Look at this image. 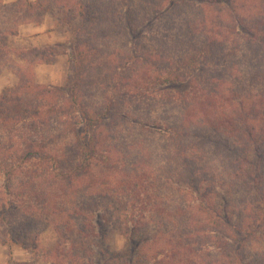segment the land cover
Listing matches in <instances>:
<instances>
[{
	"label": "rangeland",
	"instance_id": "rangeland-1",
	"mask_svg": "<svg viewBox=\"0 0 264 264\" xmlns=\"http://www.w3.org/2000/svg\"><path fill=\"white\" fill-rule=\"evenodd\" d=\"M45 1L48 3H45L44 8L37 10L29 9L22 0H0V48L3 49V53L0 54V95L10 90L18 91L20 85H24L26 88L21 90V93L26 94L21 95L27 100V104L22 105L25 107L41 104L42 97L39 96V92H35L40 87H53V96H55L57 87L66 85L68 78L74 74L73 47L81 46L83 60L80 66L83 77L80 81L82 88H79V102L97 111L105 110L104 107L108 105L109 116L122 123L118 128L122 129V132L119 134L117 148L127 162L135 161L141 154L140 145L137 144L143 136L140 132L141 125L133 120L146 121V114L151 113L156 117L171 118L167 122L171 124L177 117L183 116L184 100L191 102L188 95L191 80L206 79L210 73H215H204L199 77L202 70H194V62L186 61L191 55V50H187L189 44L179 47L178 40L185 38L178 37L185 34L179 28L180 25L173 22V18L175 15L176 18L182 16L180 3L183 0H168L169 3H163L162 0ZM186 1L194 2L196 5L200 2V0ZM176 3L178 4L174 5ZM163 4H166L164 9H170L167 22L156 25L164 18L161 17L160 20L154 21L156 24H150V21L146 23L149 17L147 13L153 12L156 7ZM225 4L227 3H219V6ZM81 11L84 12V16L80 15ZM159 11L162 12L161 9ZM186 13L190 12L186 10ZM200 19L201 17H197L195 20L196 27L203 29ZM186 33L188 34V31ZM151 34L155 35V40L162 41L151 39ZM193 38L194 46L203 45L204 36L201 33L194 35ZM225 54L222 52L219 55L221 61L219 66L216 65L215 59L210 58L212 54L209 55L210 59L205 61L212 66V69L221 70L220 75L224 76L222 80L230 81L229 84L224 85V89L249 83L251 76L259 77L261 80L260 75L264 72L263 53L261 59L257 58L251 63L244 59L243 52H238L233 57L236 69L232 77L229 74L227 76L225 68H222L224 59L229 60V67L232 59ZM44 56L52 58L53 62H45ZM202 60L204 59L201 58ZM146 69L149 72L147 77ZM176 71L180 72V75ZM162 72H165V75ZM246 73L249 75V80L246 79ZM172 74L180 79L167 81L165 78L173 76ZM164 80L166 82L162 83ZM203 86L207 85L203 84ZM155 87L160 90L159 93L158 90L154 91ZM151 88L153 91L149 94ZM261 88L264 89V86ZM234 102V107L239 109V100ZM124 116L127 118L125 119ZM46 118H49V126L53 130V125H56V122L51 120L53 114L47 115ZM56 131L57 129L53 130L55 134ZM5 132L0 126V138H5ZM167 138L169 143L171 137L167 135ZM156 143L159 145L153 143L146 148L145 136L144 141L140 143L144 154L153 150L154 161L160 164L169 163L167 168L172 166L178 168L179 164H182L181 151L176 152L172 148L166 150L163 140H158ZM234 143V140L227 141L222 137L221 143L214 149L217 151L213 154L205 153L204 159L199 157L197 159L199 164L194 165L205 164L211 171L221 166L219 171L224 170V173H228L230 165L234 162L233 149L237 148ZM184 150L190 159H196L198 156L196 154L198 150L191 145H185ZM258 160L257 157L252 159L253 162ZM252 161L248 163V167L252 166ZM247 171L252 176L246 177L245 186L253 189L255 180L264 182L262 176L254 173V168ZM225 178L227 182L225 186L223 182H215L214 185L208 186L198 180L197 184L195 183L197 187L207 188L208 197L205 196V200L209 198L208 200L212 202L209 213L201 211L199 206L204 196L202 192L190 190L188 181L184 177L178 178L168 190L161 191L167 196L165 203L161 204L164 208L163 215L154 218V213L148 210L149 219L146 218V225L138 229L133 221H128L124 215L119 216L125 213L124 204L119 202L116 203L118 210L111 209V223L100 220L102 214L106 216L111 214L102 209L94 219L90 216L85 220L82 215L72 214L68 229L47 222V216L37 213L36 224L32 227L30 235H19V241L11 240V236H14L11 221V224L10 222L4 224L5 227L2 229L4 231L0 232V264H184L185 261L179 262L171 252L172 244L176 242L173 240L181 236L182 230L185 231L182 224L184 202L190 206L195 205L193 213L201 216L198 229L204 226V230L197 232L190 228L193 237L190 240L192 251L189 252L193 258L191 262L190 259L187 262L228 264L227 256L232 247L224 245L222 233L215 230L214 224L209 219H213L216 212L225 218H231L234 223L245 221V224L250 226L254 218L263 216L264 189L259 193L253 190L249 194L231 173ZM5 182L6 177L0 175V185ZM85 191L86 189H81L79 198L77 197L81 204L79 205L81 212L88 214L91 205L110 203L107 199L90 196ZM15 205L13 202L7 204L8 209L10 207L15 209ZM66 206L72 211L71 206ZM1 210L0 206V214ZM6 215L8 222V218H12V215L9 212ZM6 230H9L10 235H7ZM254 230L255 232L252 233ZM254 230H247L250 232L249 236L245 234V240L251 242L246 243V247L241 250L244 264H256V262L264 264V227L255 226ZM2 239H8V242L3 243ZM145 240L146 253L143 251L140 255L139 250ZM229 244L232 245L231 242ZM167 245L169 246L166 247Z\"/></svg>",
	"mask_w": 264,
	"mask_h": 264
},
{
	"label": "trees",
	"instance_id": "trees-1",
	"mask_svg": "<svg viewBox=\"0 0 264 264\" xmlns=\"http://www.w3.org/2000/svg\"><path fill=\"white\" fill-rule=\"evenodd\" d=\"M22 1L29 9L37 10L44 8L45 3H48L45 0ZM162 1L169 3L168 0ZM219 3L227 4L219 6ZM180 5L182 16L176 18L175 15L173 22L180 25L179 28L185 34L178 37L185 38L178 40L179 47L189 44L187 50H191L189 59L185 60L194 62V70H202L199 77L204 73H215H210L206 79L191 80L188 93L191 102L184 100V114L180 118L177 117L175 123L169 124L167 122L171 118L156 117L151 113L146 114V121L133 120L141 125L140 132L143 135L137 143L140 145L141 154L135 161L127 162L117 148L119 134L122 132V129L118 128L122 123L109 116L108 105L104 107L105 110L97 111L79 102V88H82L80 81L83 77L80 66L83 50L79 45L73 47L74 74L68 78L66 85L57 87L55 96H53V87H40L35 92H39V96L42 97L41 104L25 107L22 105L27 104V100L22 95L26 93H21V90L26 88L24 85H20L18 91L10 90L0 95V126L6 131L5 138H0V175L6 177V182L0 185V206L3 210L0 214V232L4 231L2 230L4 224L7 225L9 222L11 224L12 221L14 236H11V240L19 241V235H30L32 227L36 224L37 213L47 216V222L68 229L72 214L82 215L85 220L90 216L94 219L102 209L110 213L112 208L118 210L117 202L125 206V213L119 216L124 215L128 221H133L138 229L146 225V218L149 219L148 210L154 213V218L163 215L164 208L161 204L165 203L167 196L161 191L168 190L173 182L182 177L188 181L190 190L202 192L204 196L199 206L201 211L208 213L212 202L208 200L209 198L205 200V196L208 197L207 188L197 187L195 183L197 184L198 181L205 183L206 186L223 182L225 186L227 183L225 177L231 173L249 194L253 190L257 193L263 191L264 182L255 180V188L252 189L245 186V179L252 176L247 170L254 168V173L262 176L264 181V89L261 88L264 86L261 84L264 83V72L260 75L261 80L259 77L251 76V81L246 73L249 83L238 84L226 90L224 85L229 84L230 81L222 80L224 76L220 75L221 70L212 69V66L205 61L210 58L215 59L216 65L219 66L221 63L219 55L222 52L226 53L225 55L232 58L230 67L229 60L224 59L222 68H225L226 75L232 77L236 69L233 57L238 52H243L244 59L251 63L257 58L261 59L262 53L264 54V0H200L197 5L183 0ZM165 6L166 4H163L156 7L153 12L147 13L149 17L146 23L150 21V24H156L154 21L160 20L161 17L164 18L156 25L167 22L170 9H164ZM186 10L190 13H186ZM80 15L85 14L81 11ZM197 17H201L199 22L204 26L203 29L196 27ZM198 33L204 36L203 45L200 47L192 43L193 36ZM151 35V39L155 40V35ZM2 51L3 49L0 48V54L3 53ZM43 54L46 56L45 52ZM210 54L213 56L210 57ZM45 56L43 58L45 62H53L52 58ZM201 58L204 60L201 61ZM201 63L203 65H200ZM166 73L170 75L169 72ZM178 73L180 75V72ZM148 75L146 69V77ZM175 77L173 75L165 79L169 82L180 79L178 76ZM165 82L166 80L162 83ZM151 91L152 88L148 93H152ZM236 100H239V109L234 107ZM51 114H53L51 120L56 122L53 130L57 129V134L49 126V118H46ZM122 121L127 120L122 119ZM167 135L171 137L169 143ZM145 136L146 148L153 143L158 146L156 142L163 140L166 150L172 148L176 152L181 151L182 164H179L178 168L173 166L167 168L169 163L160 164L154 161L153 150L145 155L140 144ZM222 137L227 141L234 140L233 145L237 147L232 152L234 162L230 165V171L228 173H224V170L219 171L221 166L211 171L205 164L194 165L199 164L197 162L199 157L204 159L205 153H215L217 150L214 149L219 146ZM185 145H191L198 150L196 159L186 156ZM254 157L259 159L258 162L252 161ZM250 161L252 166L248 167ZM83 188L88 195L97 199H107L110 203L91 205L88 214L81 212L79 208L81 204L77 197L79 198V191ZM262 201L264 203V197ZM9 202L16 204V208L8 209ZM66 205L71 206L72 211ZM184 205L182 224L185 231L182 230L181 236L173 240L176 242L172 244L171 252L179 262L182 260L185 261L184 264H189L187 261L190 259L191 262L193 258L190 253L192 251L190 240L193 237L190 228L197 232L204 230V226L198 229L201 216L193 213L195 205L190 206L185 202ZM128 207L131 209L129 210ZM7 212L12 215V218H8V222ZM214 213L213 219L204 218L214 224L218 233H222L224 245L232 247L227 256L228 264H244L241 250L246 247V243L251 242L245 240V234L249 236L250 232L247 230H254L255 226L264 227V213L262 218H254L250 226L246 225L245 221L234 223L231 218ZM110 216L112 213L107 216L102 214L100 220L111 223ZM157 223L160 225L159 221ZM6 231L7 235H10L9 230ZM254 232L255 230L252 231ZM2 242L7 243L8 239H2ZM230 242L232 245L229 244ZM145 246L146 240L142 242L140 255L143 251L146 253ZM256 264L262 263L256 262Z\"/></svg>",
	"mask_w": 264,
	"mask_h": 264
}]
</instances>
